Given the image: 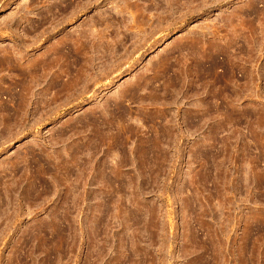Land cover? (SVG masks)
Instances as JSON below:
<instances>
[{
  "label": "rangeland",
  "instance_id": "rangeland-1",
  "mask_svg": "<svg viewBox=\"0 0 264 264\" xmlns=\"http://www.w3.org/2000/svg\"><path fill=\"white\" fill-rule=\"evenodd\" d=\"M113 1L0 0V264H264V0Z\"/></svg>",
  "mask_w": 264,
  "mask_h": 264
},
{
  "label": "bare ground",
  "instance_id": "bare-ground-1",
  "mask_svg": "<svg viewBox=\"0 0 264 264\" xmlns=\"http://www.w3.org/2000/svg\"><path fill=\"white\" fill-rule=\"evenodd\" d=\"M47 1H48V0H47ZM75 1H76V0H75ZM79 1H80V2H79ZM79 1H76L77 3H73L74 1H71V0H63V4H64V5L62 6V10H64V12L67 11L68 13H67V12H66V13H67L68 15L66 14L65 16H63L64 14H63V11H62V14H63V15H62L63 17L61 16L62 18H59V19L55 18V17H57V16L54 17V15L52 14V13H53V11H52V13H51L52 15L50 14L51 17L49 18V19H50V24H52V26H51V30H53V28L56 29V26H57V25L60 26L59 24H61L63 21H69V20L75 18V17L77 16V14H78L80 11H82L83 9H85L89 4H93L94 6H95V5H98V6H99V4H100L102 1H105L106 3H110V2L113 3V2H114L113 0H83V1H82V0H79ZM121 1L124 2V1H127V0H121ZM157 1H158V0H157ZM157 1H156V2H157ZM175 1H176V0H174V2H175ZM29 2H30V1H29ZM59 2H60V1H59ZM128 2H129V1H128ZM128 2H127V3H128ZM131 2H132V1H131ZM134 2H135V1H134ZM156 2L153 1V3H152V1H151L152 5L155 4ZM159 2H160V1H159ZM162 2H163V1H161V4H162ZM177 2H179V1L177 0ZM177 2H175L174 5H176ZM124 3H125V2H124ZM127 3H126V4H127ZM163 3H164V2H163ZM179 3H180V2H179ZM115 4H117V3H115ZM112 5H113V4H112ZM118 5H119V4H118ZM123 5H124V6L121 7L122 9L125 7V4H123ZM131 5H132V4H131ZM133 5H137V4L133 3ZM143 5H144V4H143ZM152 5H151V6H152ZM158 5H159V4H157V6L155 5V8H156L157 10H159L158 14L161 15L162 13H165L167 9L165 10L164 8H165V7L167 8V6H165V7L162 8V6L158 7ZM169 5H171V4H169ZM172 5H173V4H172ZM119 6H121V5H119ZM128 6H129V5H128ZM146 6H147V5H146ZM22 7H23V6H22ZM35 7H36V6H35ZM88 7H89V6H88ZM117 7H118V6H117ZM27 8H28V7H27ZM109 8H110V7H109ZM112 8H113V7H112ZM134 8H135V7H134ZM148 8H149V6H148ZM155 8H154V10H155ZM169 8H171V7H169ZM169 8H168V9H169ZM179 8H180V7H179ZM122 9H121V10H122ZM129 9H130V8H129ZM136 9H137V8H136ZM138 9H139V8H138ZM138 9H137V10H138ZM143 9H144V7H143ZM145 9H146V8H145ZM171 9H173V8H171ZM59 10H61V9H59ZM133 10H134V9H133ZM151 10H152V9H151ZM105 11H106V10H105ZM123 11H124V10H123ZM129 11H130V10H129ZM134 11H136V10H134ZM146 11H147V10H146ZM49 12H50V11H49ZM108 12H109V11H108ZM131 12H132V11H131ZM151 12H152V11H151ZM154 12H155V11H154ZM170 12H172V11H170ZM170 12H169V13H170ZM98 13H99V12H98ZM112 13H113V12H112ZM116 13H118V12H116ZM120 13H121V12H120ZM169 13H168V14H169ZM108 14H109V13H108ZM133 14H134V13H133ZM136 14H138V11H137ZM140 14H141V13H140ZM142 14H143V13H142ZM151 14H152V13H151ZM153 14H154V13H153ZM58 15H59V14H58ZM134 15H135V14H134ZM138 15H139V14H138ZM144 15H145V14H144ZM156 15H157V13H156ZM159 15H158V16H159ZM163 15H164V14H163ZM163 15H161V16H163ZM46 16H47V15H46ZM100 16H101V15H100ZM154 16H155V15H154ZM166 16H167V15H166ZM129 17H130V16H129ZM131 17H132V16H131ZM142 17H143V16H142ZM156 17H157V16H156ZM167 17H168V16H167ZM54 18L57 19V20H54ZM136 18H137V17H136ZM146 18H147V17H146ZM148 18H149V17H148ZM91 19H92V18H91ZM116 19H117V18H116ZM125 19H126V18H125ZM132 19L135 20L134 16L132 17ZM137 19H138V18H137ZM141 19H142V18H141ZM144 19H145V18H144ZM154 19H155V18H154ZM156 19H157V18H156ZM158 19H159V18H158ZM42 20H43V19H42ZM110 20H111V19H110ZM120 20H121V19H120ZM152 20H153V19H152ZM161 20H162V19H161ZM139 21H140V18H139ZM159 21H160V20H159ZM159 21H158V23H159ZM91 22H92V21H91ZM91 22H90V25H91ZM106 22H107V21H106ZM111 22H112V21H111ZM117 22H118V21H117ZM133 22H134V21H133ZM133 22H132V23H133ZM156 22H157V21H156ZM43 23H44V22H43ZM104 23H105V22H104ZM135 23H136V24L138 23L139 25L143 24V23L140 24V23L137 22V21H135ZM146 23H147V22H146ZM146 23H144V24H146ZM148 23H149V22H148ZM113 24H114V23H113ZM116 24H117V23H116ZM125 24H126V23H125ZM130 24H131V22H130ZM138 24H137V26H138ZM105 25H106V23H105ZM128 25H129V24H128ZM154 25H155V23H154ZM85 26H86V25H85ZM93 26H94V25H93ZM93 26H92V27H93ZM95 26H96V25H95ZM108 26H110V24H109ZM118 26H119V25H118ZM122 26H123V25H122ZM129 26H130V25H129ZM134 26H135V25H134ZM141 26H142V27H141ZM141 26H140V27H141L142 29L145 28V27H143V25H141ZM145 26H146V25H145ZM150 26H151V25H150ZM105 27H107V25H106ZM105 27H104V28H105ZM113 27H115V26H113ZM120 27H121V26H120ZM123 27H124V26H123ZM138 27H139V26H138ZM140 27H139V28H140ZM147 27H148V26H147ZM94 28H95V27H94ZM100 28H101V27H100ZM55 29H54V30H55ZM82 29H83V27H82ZM84 29H85V28H84ZM90 29H91V28H90ZM105 29H106V28H105ZM107 29H108V28H107ZM110 29H111V27H110ZM113 29H114V28H113ZM113 29H112V30H113ZM147 29H148V28H147ZM86 30H88V29H86ZM86 30H85V31H86ZM49 31H50V30H49ZM83 31H84V30H82L81 32L83 33ZM95 31H96V29H95ZM122 31H123V30H122ZM138 31H139V30H138ZM143 31H144V29H143ZM104 32H105V31H104ZM106 32H107V31H106ZM115 32H116V31H115ZM78 33H79V32H78ZM98 33H99V32H98ZM51 34H52V33H51ZM86 34H87V33H85V34L83 35V38H84V36H85ZM93 34H94V33H93ZM76 35H77V34H76ZM91 35H92V34H91ZM104 35H105V34H104ZM64 36H65V35H64ZM100 36H101V35H100ZM68 37H69V36H68ZM71 37H72V36H71ZM40 38H41V37H40ZM61 38H62V37H61ZM80 38H81V37H80ZM80 38H79V39H80ZM94 38H95V37H94ZM99 38H100V37H99ZM106 38H107V37H106ZM69 39H70V38H69ZM69 39H68V40H69ZM77 39H78V38H77ZM95 39H96V38H95ZM102 39H103V38H102ZM62 40H63V39H62ZM66 40H67V39H66ZM68 40H67V41H68ZM73 40H74V39H73ZM80 40H81V39H80ZM89 40H90V39H89ZM91 40H92V39H91ZM120 40H121V39H120ZM120 40H119V41H120ZM58 41H59V40H58ZM63 41H65V39H64ZM76 41H78V40H76ZM85 41H86V40H85ZM95 41H96V40H95ZM97 41H99V40H97ZM60 42H61V41H60ZM83 42H84V41H83ZM87 42H88V41H87ZM87 42H86V43H87ZM93 42H94V41H93ZM101 42H102V41H101ZM120 42H121V41H120ZM120 42H119V43H120ZM63 43H64V42H63ZM79 43H80V42H79ZM81 43H82V42H81ZM115 43H116V42H115ZM121 43H122V42H121ZM96 44H97V43H96ZM99 44H100V42H99ZM53 45H54V44H53ZM56 45H57V44H56ZM83 45H84V44H83ZM83 45H82V46H83ZM85 45H86V44H85ZM61 46H62V45H61ZM63 46H64V45H63ZM72 46H73V45H72ZM79 46H81V45H79ZM79 46L77 45V47H79ZM82 46H81V47H82ZM100 46H101V45H100ZM106 46H107V45H106ZM24 47H25V46H24ZM52 47H54V46H52ZM60 48H61V47H60ZM66 48H67V47H66ZM70 48H71V47H70ZM74 48H75V47H74ZM82 48H83V47H82ZM85 48H86V46H85ZM103 48H104V47H103ZM22 49H23V48H22ZM67 49L69 50V47H68ZM67 49H65V50H67ZM59 50H60V49H59ZM68 50H67V51H68ZM73 50H75V49H73ZM76 51H77V50H76ZM76 51H75V52H76ZM78 51H79V50H78ZM82 51H83V50H81V52H82ZM85 51H86V50H85ZM60 52H61V51H60ZM70 52H71V51H70ZM70 52H68V53H70ZM81 52H80V53H81ZM63 53H64V52H63ZM68 53H67V55H68ZM72 53H73V52H72ZM7 54H8V53H7ZM61 54H62V52H61ZM64 54H65V53H64ZM81 54H82V53H81ZM59 55H60V54H59ZM69 55H70V54H69ZM75 55H76V54H75ZM75 55H74V56H73V55H70V56H71V57H72V56L75 57ZM77 55H78V54H77ZM83 55H84V54H83ZM62 56H63V55H62ZM62 56H61V57H62ZM56 57H57V56H56ZM77 57H78V56H77ZM2 58H3V57H2ZM22 58H23V57H22ZM75 58H76V57H75ZM81 58H82V56H81ZM54 59H56V58H54ZM66 59H67V58H66ZM0 60H1V59H0ZM6 60H7V59H6ZM20 60H21V59H20ZM73 60H74V59H73ZM85 60H86V59H85ZM77 61H78V60H77ZM46 62H47V61H46ZM92 62H93V61H92ZM28 63H29V62H28ZM32 64H33V63H32ZM32 64H31V65H32ZM46 64H47V63H46ZM33 65H34V64H33ZM40 65H41V64H40ZM34 66H35V65H34ZM38 67H39V66H38ZM26 68H27V67H26ZM41 69H42V68H41ZM41 69H40V70H41ZM33 70H36V69H32V71H33ZM37 70H38V69H37ZM84 70H85V69H84ZM80 71H81V70H80ZM28 72H30V71H28ZM35 72H36V71H35ZM43 73H44V72H43ZM80 73H81V72H80ZM40 74H41V73H40ZM83 74H84V73H83ZM24 76H25V75H24ZM30 76H32V75H29V77H30ZM58 77H59V76H58ZM32 78H33V77H32ZM71 79H72V78H71ZM77 79H78V78H77ZM59 80H60V79H59ZM72 80H74V79H72ZM28 81H29V80H28ZM70 81H71V80H70ZM76 81H77V80H76ZM20 82H21V81H20ZM77 82H78V81H77ZM66 83H67V82H66ZM66 83H65V84H66ZM68 83H69V82H68ZM56 84H57V83H56ZM24 86H25V85H24ZM24 86H23V87H24ZM52 86H53V84H52ZM73 86H74V85H73ZM17 87H18V86H17ZM70 87H71V86H70ZM45 88H46V87H45ZM49 88H50V87H49ZM71 88H72V87H71ZM26 89H27V88H26ZM15 90H16V89H15ZM19 90H20V89H19ZM42 90H43V89H42ZM31 93H32V91H31ZM72 93H73V92H72ZM20 95H22V94H20ZM13 101H14V100H13ZM44 102H45V100H44ZM4 103H5V102H4ZM12 103H14V102H12ZM16 105H17V104H16ZM12 108H13V107H12ZM14 112H15V111H14ZM9 115H10V114H9ZM3 116H4V115H3ZM14 116H15V115H14ZM14 121H15V120H14ZM1 122H2V121H1ZM9 122H10V121H9ZM7 124H8V123H7Z\"/></svg>",
  "mask_w": 264,
  "mask_h": 264
}]
</instances>
